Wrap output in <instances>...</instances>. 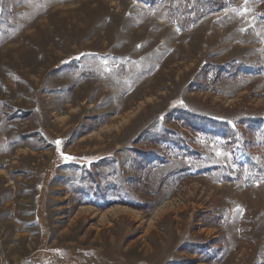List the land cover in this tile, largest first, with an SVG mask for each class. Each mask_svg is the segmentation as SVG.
<instances>
[{
    "label": "rangeland",
    "instance_id": "obj_1",
    "mask_svg": "<svg viewBox=\"0 0 264 264\" xmlns=\"http://www.w3.org/2000/svg\"><path fill=\"white\" fill-rule=\"evenodd\" d=\"M152 1L0 0V264H264V182L186 127L264 163L258 1Z\"/></svg>",
    "mask_w": 264,
    "mask_h": 264
},
{
    "label": "trees",
    "instance_id": "obj_2",
    "mask_svg": "<svg viewBox=\"0 0 264 264\" xmlns=\"http://www.w3.org/2000/svg\"><path fill=\"white\" fill-rule=\"evenodd\" d=\"M138 1L139 3L150 4V1L152 0ZM178 1L184 3V0ZM203 1L204 2L198 1L195 5L194 15H196V20L220 12L225 8V4L222 6V4L217 5L213 1ZM256 1H258L257 3L259 5V19L264 23V0ZM175 9L178 11L176 6ZM188 117L189 119L186 121L188 126L186 127L194 130V132H199L208 137H215L221 140L225 145V149L233 154V157L239 162L238 164L241 165V169L236 172V176L238 177L236 179L237 181H241L248 188H252L257 183L264 182V163L260 164L250 156L243 136L240 135L238 131H233L226 122L191 115ZM242 125H249L251 129L262 133L264 137V120L257 121L245 119V121L242 122ZM229 180L233 181L232 178Z\"/></svg>",
    "mask_w": 264,
    "mask_h": 264
},
{
    "label": "snow or ice",
    "instance_id": "obj_3",
    "mask_svg": "<svg viewBox=\"0 0 264 264\" xmlns=\"http://www.w3.org/2000/svg\"><path fill=\"white\" fill-rule=\"evenodd\" d=\"M56 143H57V145H59L60 141H57ZM62 155H63V153H62ZM65 159H72V157L65 156Z\"/></svg>",
    "mask_w": 264,
    "mask_h": 264
}]
</instances>
